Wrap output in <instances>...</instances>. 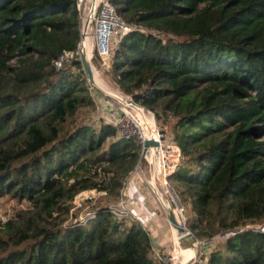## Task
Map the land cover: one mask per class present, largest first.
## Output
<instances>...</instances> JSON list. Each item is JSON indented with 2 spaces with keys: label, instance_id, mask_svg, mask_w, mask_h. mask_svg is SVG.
<instances>
[{
  "label": "trees",
  "instance_id": "trees-1",
  "mask_svg": "<svg viewBox=\"0 0 264 264\" xmlns=\"http://www.w3.org/2000/svg\"><path fill=\"white\" fill-rule=\"evenodd\" d=\"M112 4L132 28L113 81L180 149L168 180L186 229L207 244L224 235L205 264H264V0ZM79 41L75 0H0V199L28 204L0 225V264H160L147 229L102 204L142 146L80 120L97 106L80 60L53 66ZM90 191L93 217L69 222Z\"/></svg>",
  "mask_w": 264,
  "mask_h": 264
},
{
  "label": "rangeland",
  "instance_id": "rangeland-1",
  "mask_svg": "<svg viewBox=\"0 0 264 264\" xmlns=\"http://www.w3.org/2000/svg\"><path fill=\"white\" fill-rule=\"evenodd\" d=\"M85 40L83 41L84 45H85ZM92 55L93 56L92 59L90 60V64L92 66V69L94 68L93 69L94 81L96 85L101 89L99 90L98 88L92 86L90 90V95L95 97L97 101V106L95 110L84 109L83 111H81L80 120L94 126H97L100 122L109 123L114 125V127H116L119 134H121V132L130 134L132 133V128L130 124H127V122L122 121V116H121V111L125 109V105L119 101V100L129 99V97L124 96L113 81L112 72L110 68V58L107 61L108 68H103L101 67L100 62L97 59L95 51H93ZM138 106L139 107H137V109H135L134 107H132V109L134 111V117L136 119V123L139 125L142 131L144 140L146 136L151 135L150 134L151 132L149 133V131L151 130L150 119L148 116L146 117L147 114H151L154 118L156 137L157 134H159L161 139L164 140L165 143H170L171 136L168 132V128L166 127V125H164L161 121L158 122L157 120H155V116L152 112L148 111L147 109L143 108L140 105ZM133 111L130 110V113L133 114ZM122 124L123 127L121 126ZM143 162L144 165L141 166L142 163L141 162L139 168H136L126 179L123 189L120 193V197L117 200H119L122 197V199H124L125 202H127L126 199H128L129 197V196L127 197V190L133 189L134 193H132L133 195L131 196L133 198H135L134 196L139 198L137 195H139L140 192L141 194L140 199L143 198L145 202H147V204L158 213V219L162 220L163 226L171 230L172 237L173 239H175L177 237V231L175 232L174 228L167 222L166 216L168 213L167 206H169L170 209L173 210V213L177 221L182 226L185 227V217L183 213L180 212L177 208L178 204L180 205L178 198L174 193L173 189L171 188L169 184V180H167L169 186V189L167 190L166 187L163 186L162 180L157 174L158 173L156 171L157 168L154 166L151 167V165H149V163L145 159L143 160ZM134 187L138 188L137 192ZM101 197H102L101 194H97L94 191L84 192L78 195L72 202L71 213L74 217L70 219L69 222H80L81 219H85L87 216L91 215V213L95 209L94 202H97ZM89 198H91V200L93 201H91ZM116 201H111L109 203L102 201V204L108 207L109 205L113 204ZM130 201L131 200L128 201V204ZM27 206L28 204L26 202H18L17 200L10 199L9 197L0 199V225L3 224L5 221H7L16 211L24 210L27 208ZM130 219L132 218H129L127 220L131 221ZM247 228H252V226L249 225L247 226ZM263 228L264 226H262L260 230L263 231L262 230ZM223 239H224V235L222 234L216 236L208 244L197 239L199 242L198 244L199 251L196 258L190 264H205L209 249H211L214 244L221 243L220 241H222ZM170 251H172V249ZM170 251H166L163 253L167 254Z\"/></svg>",
  "mask_w": 264,
  "mask_h": 264
},
{
  "label": "built area",
  "instance_id": "built-area-1",
  "mask_svg": "<svg viewBox=\"0 0 264 264\" xmlns=\"http://www.w3.org/2000/svg\"><path fill=\"white\" fill-rule=\"evenodd\" d=\"M75 5L80 21V41L75 52H69L59 56L58 59L53 62V66L56 69H60L64 63L70 62L76 58L80 59L81 53L87 52L83 41L86 37H89L90 41L92 40V45L90 57H87V60L90 63L93 51H95L101 67L108 68L107 61L116 48L119 39L129 33L132 28L119 16L115 6L112 4V0H75ZM122 104L125 105V109L121 111L122 121L130 124L132 133H122L120 131L121 134H119V132L118 134L125 139L130 137L138 138L137 140L140 142L141 146H143L144 139L142 138L141 129L136 123L134 111L132 109V107L139 106L131 99L124 100ZM128 108L133 111V114L130 113ZM121 126L123 127V124ZM154 140L158 142V146L148 148L144 159L151 167L154 166L157 168V174L161 178L163 186L168 190L169 186L167 180L174 174L181 160L180 149L171 141L170 143H165L159 134H157ZM89 199L91 200V198ZM177 208L183 213L181 205L178 204ZM108 210L118 219H129L133 217L129 204L125 202L122 197L109 205ZM91 217H93L92 214L85 219H81L80 222L84 223ZM262 230L264 231V228ZM153 255L160 264H177L178 261L174 249L167 254L153 250Z\"/></svg>",
  "mask_w": 264,
  "mask_h": 264
},
{
  "label": "water",
  "instance_id": "water-1",
  "mask_svg": "<svg viewBox=\"0 0 264 264\" xmlns=\"http://www.w3.org/2000/svg\"><path fill=\"white\" fill-rule=\"evenodd\" d=\"M80 63L82 70L86 74L87 81L90 85H95L94 73L92 67L87 60L86 53L80 55ZM124 103V100H119ZM131 102V101H129ZM158 142L153 139H145L140 153V160L136 168H139L140 163L144 160L146 152L150 147H157ZM167 222L177 231V237L173 239L174 252L178 258L177 264H190L197 256L199 251V242L184 226H182L176 219L173 210L167 206Z\"/></svg>",
  "mask_w": 264,
  "mask_h": 264
},
{
  "label": "crops",
  "instance_id": "crops-1",
  "mask_svg": "<svg viewBox=\"0 0 264 264\" xmlns=\"http://www.w3.org/2000/svg\"><path fill=\"white\" fill-rule=\"evenodd\" d=\"M92 86L98 88L99 90L101 89L96 85V83ZM134 188L137 192L138 188ZM132 193H134L133 189L127 190V197H129L126 199L127 203L131 200V203L129 202L131 206H129L133 214L132 219L140 222L142 226L147 229L151 237L153 250L161 253L170 251L171 249L173 250V237L171 230L163 226L162 220L158 219V213L151 208L143 198L140 199V192L139 195H137L139 198L136 196H134L135 198L131 197L133 195Z\"/></svg>",
  "mask_w": 264,
  "mask_h": 264
},
{
  "label": "bare ground",
  "instance_id": "bare-ground-1",
  "mask_svg": "<svg viewBox=\"0 0 264 264\" xmlns=\"http://www.w3.org/2000/svg\"><path fill=\"white\" fill-rule=\"evenodd\" d=\"M86 39V38H85ZM91 45H92V43H91V41H90V39H89V37H87V39L85 40V47H86V51L87 52H85L86 53V55H87V57H90V53H91ZM101 85V84H100ZM135 109H137V107H134ZM142 111V110H141ZM149 117V119H150V124H151V130L149 131V133L151 134L150 136H146V138L145 139H153L154 140V138H156V132H155V124H154V118H153V116L151 115V114H147L146 115V117ZM152 120H153V122H152ZM152 128H153V131H152ZM141 135H142V138L144 139V137H143V134H142V131H141ZM153 153V152H152ZM157 173V172H156ZM153 181V180H152ZM156 185H157V183H156ZM174 230H175V228H174ZM175 232H176V230H175Z\"/></svg>",
  "mask_w": 264,
  "mask_h": 264
}]
</instances>
